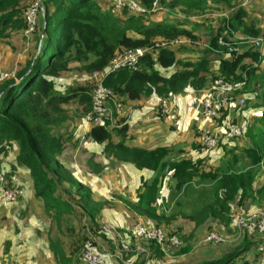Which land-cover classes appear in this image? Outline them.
I'll return each instance as SVG.
<instances>
[{"label":"trees","instance_id":"obj_1","mask_svg":"<svg viewBox=\"0 0 264 264\" xmlns=\"http://www.w3.org/2000/svg\"><path fill=\"white\" fill-rule=\"evenodd\" d=\"M26 1L29 0H0V40L7 39L6 33L13 29L12 25ZM137 1L151 8L155 0ZM166 1L160 0L164 4ZM236 2L169 0L171 10L180 7L183 13L193 17H203L209 8L224 11L225 17L219 21L208 19L207 24L201 26L209 30L208 43L204 44L196 32L200 26L186 29L168 21L153 22L156 25L151 26L146 18L115 19L100 7L97 0H42L45 12L41 16V34L38 39L40 42L43 36L41 51L21 65L16 80L9 79L0 86V154L8 153L16 146V161L23 169L31 172V178L21 179L14 174L13 179H19L22 184L31 181L33 196L44 203L46 210V218L37 220L36 234L33 236L35 239L45 231L49 236L53 230V227L49 228L51 225L59 227L61 236L65 234L62 216L71 215L74 209L61 193L73 191L78 196L75 202L82 212L80 216L83 222H90L96 230L99 229L98 220L104 209V204L94 200L92 190L75 178L78 174L76 170L71 166L66 167L59 159L64 151V138L59 130L69 119L63 105L79 100L87 114L92 108L94 82L89 80L87 88L77 86L62 93L57 86V79L73 69L89 75L95 72L105 74L111 61L127 50L149 48L155 46L158 40L174 42L183 39L184 44L179 46L169 44L149 52L140 61L136 71H119L107 76L104 84L112 92V103L108 101V107L111 105L115 110L132 104L136 109L144 102L138 107L143 109L154 98L161 102L164 98L191 89L203 91L219 77L233 83L245 82L241 95L251 102L250 99L258 96L261 89L260 77H263L262 82L264 80V73L259 74L261 69L258 68L262 62L261 52L252 40L264 38V31L256 23L245 20L247 12L241 3ZM118 22L122 27L118 26ZM17 23L20 27L25 26L23 20ZM220 39L236 50L230 51L229 47L220 45ZM188 53H191V58L185 56ZM251 83L253 87L249 90L248 85ZM262 104L264 101L254 102V107L262 109ZM254 107L252 103L249 108ZM153 111L146 115H158L160 106ZM114 113L115 126L109 122L92 125L87 140L103 146V154L108 158L117 157L120 163L133 164L140 171L154 173V177L144 183V190L134 204L137 215L152 221L164 232L172 229L171 224L174 223L179 224L177 229L181 231L189 222L195 223L197 227L207 225L202 231L206 237L211 232H218L227 239L229 235H225V231L229 233V230H233L235 233L236 212L250 214L264 210V184L255 185L259 165L264 160L260 145L262 142L249 147L244 153L250 162V170L227 173L221 171L219 163L211 160L209 163L206 158L199 159L197 165L192 163L196 135L199 137V122L191 127L193 143L190 150L180 148L176 151L173 145L167 144L148 150L126 142L127 138L132 140L127 133L128 118L118 116L116 110ZM239 140H233L236 141L234 145L221 141L217 150L222 149L224 155L232 150L233 153L238 148ZM175 154L177 158L172 160ZM207 162L212 164L209 169L204 167ZM168 177L178 193L184 192L196 182L218 181L214 202L202 206L191 216L179 200L172 208L166 209L169 212L161 211V192ZM19 182L13 181L15 184ZM64 183L68 184V189L61 191ZM27 211L30 215L34 214L33 209ZM138 221L127 231H131ZM256 233L251 229L245 230L239 238L231 239L232 250L228 255L219 258L214 256L210 260L207 255H203L202 260L196 264H264V236L255 240V236H258ZM171 236H176V233ZM169 238L167 236V240ZM130 239L134 240L132 237ZM48 243L59 262L74 264L72 253L76 252L65 247L61 238L53 242L49 236ZM150 243L148 251L151 257L165 259L164 248L169 242L166 241L164 246ZM189 243L187 240L185 252L171 249L169 254L183 255L187 264H193V259L187 258V252L192 249ZM206 247L207 252H212L215 244L206 242ZM141 254L145 260L151 258L145 253Z\"/></svg>","mask_w":264,"mask_h":264},{"label":"rangeland","instance_id":"obj_2","mask_svg":"<svg viewBox=\"0 0 264 264\" xmlns=\"http://www.w3.org/2000/svg\"><path fill=\"white\" fill-rule=\"evenodd\" d=\"M133 1L138 3L145 11L135 12L126 7L120 8L117 6L116 0H97L100 7L104 11L113 15L115 19L123 20L130 17L140 18V19L146 18L149 19V24L151 26L156 25V23L153 22L168 21L173 25L184 26V28L186 29H191V28L196 29L197 26H200L197 28V30L199 31L196 32L200 37V41L204 44L208 42L209 30L208 27H204L205 29H203V27L201 26L206 25L208 19H211L212 22L219 21V19H222L221 12L223 10L217 11L214 10L213 8H209L208 11H206L207 13L203 17L194 18L192 15H186L185 13H183L180 7H177L175 11H171V8H169L170 7L169 0H167L165 4L161 3L160 0H155L151 8L142 5L137 0H133ZM239 3H241L242 8L248 10L250 14V18L264 20V4H261L260 0H237L236 4ZM127 11L134 13L135 15H131ZM43 12H45V10L43 7L42 0L26 1L22 5V8L20 9V13L19 15H17L12 25L13 29L9 30L6 33L7 37L5 38L7 39L0 40V86L9 79L16 80L17 73L19 72L21 65L24 62H27L28 60L32 59L34 55H37L40 46L42 47L41 43L43 42V36L41 37L40 42L38 39L40 38V34H41L42 24L40 20H42L41 16ZM258 12H261L262 14H259ZM19 20H23V23L25 25L24 27H20L18 25L17 22ZM118 26L122 27L121 23L118 22ZM180 40L182 42H185L183 39ZM159 42L161 41L160 40L156 41V43ZM179 45L180 43L177 42L174 43V46H179ZM89 80L94 82L93 75L86 74L84 72L79 71L78 69H73V71H71L70 73L65 74L61 78L57 79V86L62 93H66L69 89L77 86L78 87L82 86L87 88V86L89 85L88 83ZM201 92L202 91L195 92L193 89H191L189 91L184 92L183 94L181 93L178 95H172L169 96L168 98H175L177 100L181 98H185L189 100L191 96H193L194 94L199 95ZM111 99L112 96L109 100L110 104L112 103ZM160 104L158 106H160ZM249 104L251 106V102H249ZM63 109L66 111L69 119L64 125V127H62V129L66 130L65 133L66 143L69 142L70 144L66 147V150L64 148L66 154L64 157H62V155L59 157L60 161H64L65 163L71 164V168L73 170H76V172L78 173L75 175V178L92 190V196L94 200L104 204V209L101 212L102 220H100L99 218V221L102 222L101 225H103L102 228H109L110 226H113L117 232L118 231L121 232V236L124 239L123 243L128 246V250H123L120 248L119 251H121V253L124 251H129L130 248L132 249V247L134 246V242L137 243L136 244L137 247H141V244H144V246H142L141 248L145 247L146 249H148L151 246L150 243L151 241L143 240V239L137 241L130 239L133 236L130 231H127L128 228H130L129 225L124 226L125 228H120L117 224H114L112 221L109 222L110 220H106L112 218L110 217V215H112L111 211H115L117 208L115 202L119 197L123 198V194H125L124 189L121 190L119 189V187L122 188V185L120 183L121 181L111 176V173L109 172L113 170L111 167V162L114 161L120 163L118 161L119 159L117 157L115 158L113 157V160L110 161L105 157V160H103L101 163L103 166V170L97 169L98 165L95 163L97 161V158L93 154L92 155L94 156L95 159L86 160L85 156L88 152V148L84 147L85 145L83 146L82 143L87 141V134H88L87 128L91 125L86 120L87 115L85 114V110H86L85 106L82 105L79 102V100H73L63 105ZM109 109L111 116L108 122L113 126H115L114 107L110 105ZM245 115L249 117L248 111L245 112ZM176 116H169L164 121L170 120V117L175 118ZM250 120L253 121L258 119L250 118ZM82 123L84 124V131L81 128H79L82 125ZM259 125L260 124H255L254 127L259 129L258 127ZM260 129L264 131V126H261ZM255 132L256 130H250V135H249L250 139L248 143L249 146H251L250 141H253L255 138L254 136H256ZM69 134L72 135L71 138L67 137ZM75 138H79V139L76 140ZM244 138H246V136L242 137L241 139ZM196 139H198L197 135H196ZM196 139L195 141L197 143ZM226 140L227 141L225 142H228L230 145H234L236 143V141L233 140H228V139ZM176 145H178V143H176ZM79 147H80L79 154L77 155V158L74 159L76 150ZM216 149L217 148L203 155L204 156L203 158H207L209 160L208 161L209 163H211L210 160L212 161L215 160L213 163H219V160L217 158L223 157V150L222 149L216 150ZM193 153L197 157L198 155L197 151L195 150ZM16 156H17L16 146H14L13 149L10 150L8 153L0 154V160H1L0 174L7 182H12V181L19 182L18 181L19 179H13L14 174H16L17 177L21 179L31 178V172L23 169L21 165L17 163ZM232 157L236 158V155H233ZM208 162L204 164V167L207 169L212 167V164H209ZM226 171L227 170H225L224 172ZM261 172H262V177L259 179V182L263 184L264 171L262 170ZM120 179H123V177ZM169 179L170 178H168V181ZM19 183L21 184L22 188L26 193L23 195V197L26 196L25 198L31 201L30 204L33 203L32 209L34 210V214H32L33 215L32 216L27 211L26 214H24L23 216L21 215L20 217H15L14 219L15 222L18 224L19 228H17V236L16 234H14L15 239L13 243L14 242L16 243V247L18 249L14 254L16 260L14 261L13 264H62L61 262H59L57 258L54 257L52 251L50 250V247L47 245L49 236L53 242L61 238L62 244H64L65 247H67L69 250H74V253L76 252L75 254L72 253L73 255L72 262L74 264H84L81 260V257H82L83 245L87 241V235H86L87 232L85 231L84 234L83 220L80 216L82 212L79 206H77V203L75 202V200H78V196L75 195L73 191H71L68 194L61 193L62 195H64L63 199L70 201V203H72L71 206L74 209L71 215L64 214L62 216V218L64 219V221L62 222V228L65 232L63 236L59 234V230H58L59 227L54 228V225H51L49 226V228L53 227V230L51 231V234L49 236L45 231L43 235H38V237L34 239L32 237L36 234L37 228L35 227L37 225V220L46 218V210L43 207L44 203L41 200L37 199L35 196H33L31 189L32 182L27 181L24 184H22L21 182ZM217 187H218V182L216 180L213 181L205 180V181L193 183L189 185L182 193L174 192V196L176 198V199L174 198L175 199L174 205L178 202L177 200L182 201L186 207V213L190 216L194 215L202 206L214 202ZM65 189L66 190L68 189L67 183H64L60 190L64 191ZM174 205L170 207H173ZM105 210H108L109 212L108 213L104 212ZM1 211L2 209H0L1 214L6 215V212L4 211L1 212ZM7 216H9V213L7 214ZM7 219L8 217L5 218V220L2 221L1 223L7 224ZM177 226H179V224H175V223L171 224L172 229L165 230V234H167L166 237L167 236H170L171 238L177 237L180 242L179 245H174L175 246L174 247L172 246L171 242L168 243L170 246L166 244L164 248L166 260L162 259L161 261L159 260L158 262L151 264H168L169 261L172 264H181V263L187 264L185 259L186 257H183L178 260V256H171L169 254L171 249H177L178 251L185 252L187 247L186 245L187 240L188 242H190L189 244L192 246V249L189 252H187V258L193 259L194 261L193 264L200 262L202 260L203 255H207L208 260L213 259L214 256H217V258H219L221 255L226 256L231 252L230 250H232L230 249L233 242L231 241V239L236 238V229H235V233L233 232V230H229V233L225 231L224 234L229 235L228 238L226 237L227 239H225V242L222 241L220 244H215V247L212 250V252H207L206 242L212 243L207 240L206 233L202 232L204 231V229H206L207 225H204L203 227H197L195 223L193 224L187 222L185 224V227L182 228L181 231L177 229ZM4 227L8 229L7 225H5ZM121 230H124L125 232L123 233ZM174 233H176V236H171L174 235ZM103 234H105L106 236ZM103 234H100V236L102 237L104 236L108 238L109 241L115 243L117 242L116 244L120 245V243L118 242L120 241V239L113 240L112 234L106 232H104ZM261 236L262 235L258 234V236H255V240L261 239L260 238ZM102 237L99 238L107 242V240ZM76 247L78 248L75 249ZM113 248H109V249H113ZM18 251L19 254L17 253ZM216 252H219V254H217ZM10 256L11 255L9 254V257ZM10 259L11 257L7 259V263H10ZM136 264H141V262H138ZM144 264H150V263L145 262Z\"/></svg>","mask_w":264,"mask_h":264},{"label":"crops","instance_id":"obj_3","mask_svg":"<svg viewBox=\"0 0 264 264\" xmlns=\"http://www.w3.org/2000/svg\"><path fill=\"white\" fill-rule=\"evenodd\" d=\"M260 3L264 4V0H260ZM175 10H171V11H175ZM246 12L248 15H247L245 20L246 21H252V22L256 23L257 26L260 27L264 31V20L252 19V18H250V14H249L247 9H246ZM258 13L262 14L261 12H258ZM221 16L225 17L224 11L221 13ZM194 18H198V17H194ZM260 52H261V61L262 62L258 66V68L261 69L259 74L262 75L264 73V42L261 46ZM185 56L188 58H191L192 55H191V53H188ZM262 78L263 77H260V80H259L261 89L258 91V96H254L250 99L251 105L253 103V107H254V102L261 103L264 101V80L262 82ZM252 87H253V83H251L250 86L248 85L249 90H251ZM246 99H248V98H246ZM252 101H254V102H252ZM143 103L144 102H141V104L138 107L143 105ZM159 104H160V101H158L157 98H155L152 100V102L151 101L147 102L146 106L143 109H138V107H136V109H135V107L132 104H130L128 106H123V108H117V109L115 108L118 116L128 118L127 123H128L129 129H128L127 133L132 137V140H128V138H127L126 142L133 145V146H138V147L148 149V150H150L156 146H159L161 144L173 145L174 149L176 151L180 148L190 150L191 144L193 143L192 142L193 136H192L191 127L196 124V122H194V121H196V118H194L192 116V114L189 110V100H187L185 98L178 99V102H177L178 110H177V116L175 115L176 116L175 118L170 117V120L161 121L160 123H158L156 125H151V124L145 122L143 119L144 116L146 114L153 113L154 112L153 110ZM262 105H264V104H262ZM262 109H264V108H262ZM245 118H246V115H245V112H243V115L241 118L242 122L245 120ZM115 119L116 118H114V122L116 123ZM263 122H264V120L250 121L248 124V130H247V132H249V134L246 135V138L239 140V142L241 144L240 143L238 144V148L236 150H234L233 153H232V151H233L232 150L227 155H224V152H223L224 156L222 158L221 157L217 158L219 160L220 166L222 167L221 171L227 170L226 171L227 173H234V172H244L246 170H250L251 169L250 162L245 158L244 153L249 147H254V145L257 143L259 144L260 142H262L260 145H261V150H262L263 156H264V131L260 129L261 126H264ZM255 124H260L258 126L259 129L254 127ZM64 125H63V127H64ZM90 127L91 126H89L87 128V132H89ZM79 128H81L84 131V124L82 123V125ZM250 130H256V132H255L256 136H254L255 137L254 140L250 141L251 146L248 145L249 139H250V137H249ZM59 132L64 138V142H65L64 148L66 150V147L70 144L69 142L66 143V141H65L66 130L61 128L59 130ZM252 135H254V134H252ZM67 137L71 138L72 135L69 134ZM75 139L78 140L79 138H75ZM224 141H227V140H224ZM198 142H199V137H198ZM198 142L195 144L196 151L198 148ZM176 143H178V145H176ZM82 144H83V146L85 145L84 147L88 148V152L85 156L86 160L95 159L94 156L97 158V161L95 162L98 165L97 169L103 170V166L101 163L103 160H105V157L107 159H109L110 161L113 160V158H108L106 155L104 156L102 154L104 151L103 146H101L99 144L91 143L88 140ZM82 144H79V145H82ZM79 151H80V147L76 150L74 159L77 158ZM197 153H198V151H197ZM65 154H66V152L64 151V153L62 154V157H64ZM73 154H74V152H73ZM81 154H83V153H81ZM233 155H236V158H233L232 157ZM192 157L193 158L196 157L194 153H193ZM197 157L199 160V159H202L204 156H201L198 154ZM176 158H177V154H175L171 157L172 160H174ZM221 159H222V161H221ZM214 161H212V162H214ZM61 162L66 167L71 166V164L65 163L64 161H61ZM111 167L113 169V170L109 171L111 173V176H113L117 180L121 181L120 183L122 185V188L119 187V189L120 190L124 189L125 194H123V198L119 197L117 199V201L115 202L117 208L115 211H111L112 215H110V217H112V218L106 219V220H110L109 222L112 221L114 224H117L120 228H125L124 226H126V225H129V227H131L138 220H140L142 218L146 219L145 217L136 214V212L134 210V204L138 200L139 195L144 190L143 189L144 183L146 181H150L154 177V173H152L150 171H144V170L140 171L133 164H129V163L123 164V163H117V162L112 161ZM259 167H260V169H259L260 171L257 174L255 185L256 184L262 185L261 182H259V179L262 177L261 171L262 170L264 171V160H263V162H261ZM122 177H123V179H120ZM168 178H167V183L161 192V200H162L161 202H162V206H163L162 207L163 209H161V211H165L166 209H169L170 206L174 205V202L176 199L174 196V192H176V191L174 190L173 184L171 183L170 179L168 181ZM25 197L26 196L22 197L19 201H17L16 203H14L8 207H5V209L1 211V212H3V211L6 212V215L9 213V216L7 219V224L1 223L2 221L5 220L4 218H7V216L0 213V264H13L14 261L16 260V258L14 257V254L18 248L16 247V243L15 242L13 243V241L15 239L14 234H16V236H17V228H19V226L15 222L14 219H15V217H20L21 215L23 216V214L26 213L27 210L30 209V211H31L32 210L31 208H33V203L30 204L31 201L27 200ZM1 209H3V208H1ZM166 211L169 212V210H166ZM104 212L108 213L109 211L105 210ZM128 214H130V215H128ZM99 218H100V220H102V214L100 215ZM101 223L102 222H100L98 220L99 229L96 230L90 222H88V221L83 222V225L85 224V228L83 231H84V234H85V231L87 232V234H86L87 238L89 236H93L96 239L98 246L104 252L110 253L112 255V263L113 264H136L138 262H141V264H144L145 262H148L151 264V263H156L159 260L161 261V259L151 257V253L148 251V249H146L145 247L141 248L142 244H141V247H137L136 242L134 243V246L132 247V249L130 248L129 254H128V251H124L121 253V251H119V249L121 248V245H118L115 242L109 241L108 238L107 239L105 238L107 240V242H105L101 238H99V237H102V236H100V234L104 233L103 228H102L103 225H101ZM5 225L8 226V229L4 227ZM100 230L102 233L100 232ZM103 235H105V234H103ZM240 236L236 233V238H239ZM102 238H104V236ZM134 240H136V239H134ZM48 246H49V243H48ZM109 248H113V249H109ZM17 253L19 254V251ZM141 253H145V254H147V257L150 256L151 258L149 260H145L144 255ZM9 254L11 255L10 256L11 259H10V263H7V259L10 258ZM26 255H27V253H26ZM183 257H184L183 255L178 256V260L183 258ZM163 260H166V258ZM168 264H172V263L169 261Z\"/></svg>","mask_w":264,"mask_h":264},{"label":"built area","instance_id":"obj_4","mask_svg":"<svg viewBox=\"0 0 264 264\" xmlns=\"http://www.w3.org/2000/svg\"><path fill=\"white\" fill-rule=\"evenodd\" d=\"M117 6L126 7L135 12H144L145 10L133 0H116ZM31 20V19H30ZM184 44L180 39L174 42H159L149 48H138L127 50L114 58L106 75L95 72L94 88L92 90V108L86 114L87 122L92 125L105 124L110 120V109L108 101L112 92L105 86L104 82L107 76L116 74L119 71H136L139 68L140 61L155 48L165 47L174 43ZM220 45L229 47L230 51L236 50L230 47L222 39ZM256 48L261 49L264 38L252 40ZM246 86L245 82H230L223 77L216 78L210 85L199 95L194 94L189 98V110L198 123V154L203 156L206 153L217 148L223 140H237L247 135L250 118L264 119V109L249 108L250 104L241 94ZM199 92V91H195ZM160 111L158 115L144 116V121L149 124H158L169 116L177 115V102L175 98H164L161 100ZM248 107L249 109H246ZM248 111L249 117L246 116L242 122L243 112ZM194 121V122H196ZM197 157L192 159V163L197 165ZM25 194L20 184L7 182L0 174V209L8 207L19 201ZM237 234L240 236L245 230L251 229L264 236V210L260 212L244 214L236 212L234 215ZM103 232L112 234V239L117 240L121 249L128 250V246L123 243L120 231H116L113 226L103 228ZM132 238L136 240H149L159 245H164L166 241L171 242L172 246L179 245L177 237L167 240L166 234L162 228L156 227L148 219H140L136 225L131 228ZM207 240L214 244L225 242V238L216 232H211ZM117 243V242H116ZM175 247V246H174ZM81 260L84 264H113L112 255L104 252L97 244L96 239L90 236L83 245Z\"/></svg>","mask_w":264,"mask_h":264},{"label":"water","instance_id":"obj_5","mask_svg":"<svg viewBox=\"0 0 264 264\" xmlns=\"http://www.w3.org/2000/svg\"><path fill=\"white\" fill-rule=\"evenodd\" d=\"M41 45H42V43H41ZM40 51H41V46H40V48H39V50H38L37 55H39ZM25 77H26V76H25Z\"/></svg>","mask_w":264,"mask_h":264}]
</instances>
